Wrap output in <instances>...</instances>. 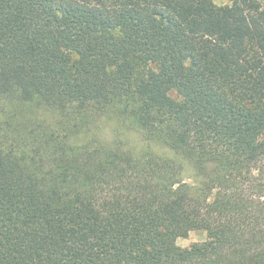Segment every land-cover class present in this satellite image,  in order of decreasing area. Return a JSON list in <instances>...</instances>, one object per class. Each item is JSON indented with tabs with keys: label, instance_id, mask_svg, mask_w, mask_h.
Returning <instances> with one entry per match:
<instances>
[{
	"label": "trees",
	"instance_id": "1",
	"mask_svg": "<svg viewBox=\"0 0 264 264\" xmlns=\"http://www.w3.org/2000/svg\"><path fill=\"white\" fill-rule=\"evenodd\" d=\"M263 2L0 0V264H264Z\"/></svg>",
	"mask_w": 264,
	"mask_h": 264
},
{
	"label": "rangeland",
	"instance_id": "2",
	"mask_svg": "<svg viewBox=\"0 0 264 264\" xmlns=\"http://www.w3.org/2000/svg\"><path fill=\"white\" fill-rule=\"evenodd\" d=\"M218 5L231 4L233 0H214ZM264 3V2H263ZM175 96V94H173ZM101 135L106 139H121L130 143L138 151H140L145 142L141 134L132 127L129 123L119 120L117 117H105L101 121L100 127ZM207 240V232L204 230H193L187 237H179L177 239V246L179 248H186L195 242H203Z\"/></svg>",
	"mask_w": 264,
	"mask_h": 264
}]
</instances>
